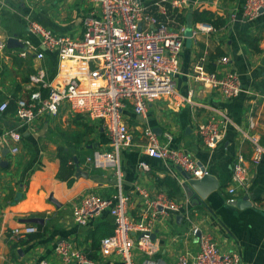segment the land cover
<instances>
[{
	"label": "crops",
	"instance_id": "crops-1",
	"mask_svg": "<svg viewBox=\"0 0 264 264\" xmlns=\"http://www.w3.org/2000/svg\"><path fill=\"white\" fill-rule=\"evenodd\" d=\"M158 1L140 0V3L150 6V12L154 13L152 5ZM244 1L186 0L175 12L170 9V25L183 27V48L174 77L175 89L183 102L173 106L165 97H158L148 101L144 116L135 115L131 108L123 113L132 138L130 146L118 152L122 171L118 179L110 168L95 169L86 164L94 151H111L109 139L98 123L72 113L66 104L55 117L44 112L31 121L18 122L15 116V102L38 88L29 82L36 70L41 68L45 72L47 82H56L69 65L39 45V38L27 31V18L55 35L79 38L90 10L89 1L0 0V46H3L0 104H8L6 111L0 112V264H37L40 260L62 264L54 248L65 241L70 252L86 260L67 264H123L119 255H102L100 240L92 233L104 221H113L111 216L104 212L79 226L72 220L71 210L86 193L110 197L119 191L129 197V214L136 220L145 208L137 188L145 190L150 200L158 196L171 199L180 211L172 213L159 208L149 235L157 251L145 256L133 245L130 250L133 264H175L178 256L191 258L198 250L200 237L211 238L220 252L239 253L241 264H264V154L258 164H252L253 145L243 133L257 138L264 149V91L254 86L255 82H264V12L251 21L241 20ZM232 15L236 17L234 21ZM218 18L224 21L223 27L193 35L195 24ZM241 33L257 37L260 52H253L243 44L239 40ZM9 39L20 44L29 40L43 52L44 58L36 60L34 54L19 57L22 48L16 44L8 46ZM223 56L230 62L219 71H236L241 83V93L229 100L191 77L193 68L202 60L205 70L212 64L215 71ZM70 64L79 69L77 74L84 80L85 67ZM53 69L56 73L50 78ZM220 114L231 123L221 142L209 151L203 146L197 128ZM250 116L255 119L254 130L248 129ZM146 126L162 144L165 135H170L171 147L193 157L208 176L186 179L177 168L147 157L143 137ZM13 130L21 136L15 155L10 153L13 143L3 139L7 131ZM59 149L75 154L76 173L70 187L56 177ZM237 159H242L247 170V193L238 192L229 201L226 190L231 185L232 165ZM142 161L149 167L146 172L138 167ZM166 178L178 187L173 195L167 185L157 186L158 179ZM245 197L247 201H243ZM186 217L198 229L196 236L189 233ZM22 225H33L37 232L19 242L8 241L10 231ZM139 237L132 235L135 240Z\"/></svg>",
	"mask_w": 264,
	"mask_h": 264
},
{
	"label": "built area",
	"instance_id": "built-area-1",
	"mask_svg": "<svg viewBox=\"0 0 264 264\" xmlns=\"http://www.w3.org/2000/svg\"><path fill=\"white\" fill-rule=\"evenodd\" d=\"M26 1V0H21ZM89 13L83 21L82 34L79 38L58 36L45 29L37 22L27 18V31L39 38V45L48 52H54L60 61L69 63L68 68L56 82L45 80V72L39 68L29 77L30 85L37 90L15 102V116L18 122L31 121L46 112L55 117L62 105L66 104L72 113L84 115L89 121L99 124L109 139L111 151H94L86 159V164L95 169H112L119 179L122 171L119 161V150L130 146L132 134L124 120L123 113L129 108L138 116H144L150 99L165 97L171 105H178L183 98L176 91L174 77L178 74L179 55L183 48V27H172L168 13L175 12L186 4V0H159L152 6L140 3V0H88ZM168 4L167 6H165ZM153 9V10H154ZM264 12V0H245L242 5L241 20L251 21ZM236 17L231 16V21ZM140 26V29L138 27ZM208 24H195L193 35L198 32H212ZM22 49L18 56L26 58L34 54L36 60L44 58L42 51L29 40L21 41ZM3 49V46H0ZM193 68L191 77L208 85L229 100L241 93L238 73L234 70L220 72L219 68L229 64L226 56L221 57L217 69L208 72L203 66L204 60ZM70 63H80L85 67L82 80L78 68ZM86 79V80H85ZM40 89L47 90L43 97ZM7 102L0 104V112L6 111ZM230 120L223 114L219 118H208L198 125L197 133L205 149L212 151L221 142ZM255 119L248 118V129L254 130ZM244 136L253 145L251 162L256 165L261 161L264 149L257 138ZM144 150L147 157L180 169L192 179L207 175L196 160L178 148L171 147L172 138L165 135V143L146 126L143 128ZM4 140L11 141L10 153L19 152L21 136L16 130L7 131ZM138 167L148 171L145 162ZM248 174L242 159L232 165L231 185L226 194L229 201L238 192L247 193ZM136 192L144 200L145 208L138 219L129 214V197L121 192L110 197H101L93 192L86 193L72 207L71 217L79 226L86 225L91 218L101 213H108L113 219L114 229L110 236L100 241V252L104 256L119 255L123 264H133L130 250L133 245L141 253L152 255L157 245L150 239L153 219L161 211L178 213L180 207L165 196L150 200L145 190L137 188ZM189 223V233L198 234V229ZM37 232L33 225H22L13 228L8 241L14 243L26 239ZM132 235H140L133 239ZM69 243L61 242L54 248L62 264L70 261L86 263L82 255L69 251ZM37 264H51L40 260ZM175 264H241L239 253L220 252L216 243L209 237H200L196 254L189 258L178 256Z\"/></svg>",
	"mask_w": 264,
	"mask_h": 264
},
{
	"label": "trees",
	"instance_id": "trees-1",
	"mask_svg": "<svg viewBox=\"0 0 264 264\" xmlns=\"http://www.w3.org/2000/svg\"><path fill=\"white\" fill-rule=\"evenodd\" d=\"M204 24L211 25L215 29L221 28L224 26V21L220 18L214 19V20H203ZM239 40L245 44L249 49H251L253 52H260L258 43L259 40L257 37H252L249 34L246 33H241L239 34ZM206 70L209 72L214 71V66L212 64H209L206 67ZM56 73V70L53 69L51 71V76L50 78L54 77ZM49 78V79H50ZM255 89L259 90L260 92L264 91V82L261 81L259 83H254ZM41 94L43 97L47 96V90L46 89H40ZM74 156L75 154L72 151L66 150V149H59L57 158L59 160V169L56 174L57 179L66 182L67 186L70 187L73 184L74 181V175L76 173V166L74 163ZM167 185L169 188V194L173 195L176 191H178V187L176 186L175 182L172 181L171 179L166 178L164 180H157V186L160 185ZM107 227V228H106ZM114 229V224L113 221L106 220L103 223L99 224L95 231L92 233H96L95 236L98 237V240H102L103 238L110 236L113 233Z\"/></svg>",
	"mask_w": 264,
	"mask_h": 264
},
{
	"label": "water",
	"instance_id": "water-1",
	"mask_svg": "<svg viewBox=\"0 0 264 264\" xmlns=\"http://www.w3.org/2000/svg\"><path fill=\"white\" fill-rule=\"evenodd\" d=\"M261 12H262V11H261ZM138 29H140V26L138 27ZM7 44H8V46H14V45L16 44L17 47H21V48H22V44H20V43H16L14 39H9V40L7 41ZM201 168L203 169V167H201ZM178 171H179L184 177H186V179H189V177H188L184 172H182L180 169H178ZM207 176H208V174L205 175V176H203L202 178H206ZM191 185L195 186V182H194V183L191 182ZM247 200H248V199H247L246 197L243 199V201H247ZM233 203H234V205H237V204H238L237 202H233Z\"/></svg>",
	"mask_w": 264,
	"mask_h": 264
}]
</instances>
